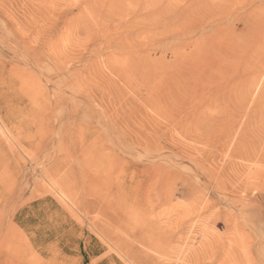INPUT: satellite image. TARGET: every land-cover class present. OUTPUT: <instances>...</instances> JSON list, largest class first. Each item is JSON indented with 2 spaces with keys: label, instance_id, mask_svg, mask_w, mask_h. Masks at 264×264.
Listing matches in <instances>:
<instances>
[{
  "label": "rangeland",
  "instance_id": "rangeland-1",
  "mask_svg": "<svg viewBox=\"0 0 264 264\" xmlns=\"http://www.w3.org/2000/svg\"><path fill=\"white\" fill-rule=\"evenodd\" d=\"M0 264H264V0H0Z\"/></svg>",
  "mask_w": 264,
  "mask_h": 264
},
{
  "label": "bare ground",
  "instance_id": "bare-ground-1",
  "mask_svg": "<svg viewBox=\"0 0 264 264\" xmlns=\"http://www.w3.org/2000/svg\"><path fill=\"white\" fill-rule=\"evenodd\" d=\"M143 99H144V101L148 100V102H152L154 104V108L156 110H158V111L160 110L162 114L166 115L165 117L168 121H170L175 126L177 125L175 123V119L173 118V113L167 107H159L160 102L158 101L156 94L153 93L152 97H150L149 95L145 96V97H143ZM149 99H152V100H149Z\"/></svg>",
  "mask_w": 264,
  "mask_h": 264
}]
</instances>
